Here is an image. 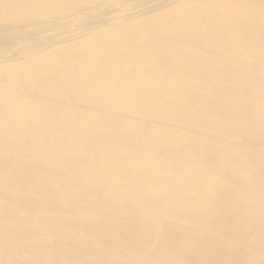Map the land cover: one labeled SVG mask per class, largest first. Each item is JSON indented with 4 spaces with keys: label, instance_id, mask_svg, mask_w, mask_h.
Segmentation results:
<instances>
[{
    "label": "bare ground",
    "instance_id": "obj_1",
    "mask_svg": "<svg viewBox=\"0 0 264 264\" xmlns=\"http://www.w3.org/2000/svg\"><path fill=\"white\" fill-rule=\"evenodd\" d=\"M0 264H264V0H0Z\"/></svg>",
    "mask_w": 264,
    "mask_h": 264
}]
</instances>
